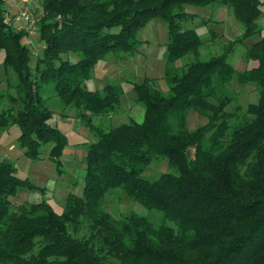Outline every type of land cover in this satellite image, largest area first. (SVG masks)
I'll return each instance as SVG.
<instances>
[{"label":"trees","instance_id":"obj_1","mask_svg":"<svg viewBox=\"0 0 264 264\" xmlns=\"http://www.w3.org/2000/svg\"><path fill=\"white\" fill-rule=\"evenodd\" d=\"M8 2L0 0V53L6 80L12 72L16 81L0 87V103H9L0 131L16 126V142L31 160L51 145L47 156L58 172L68 140L54 116L73 113L94 141L84 147L82 196L68 194L61 213L46 202L13 207L19 189L37 187L0 160V264H264V35L245 50L250 68L236 71L227 59L261 34L264 0H40L34 53ZM214 5L226 7L243 31L202 60L205 41L182 27L196 18L185 7ZM153 19L168 37L167 92L153 78L131 83L142 121L105 127L120 110L122 88L90 91L83 83L109 54L136 55L144 44L137 35ZM209 34L210 41L222 36ZM68 54L78 60L62 59ZM234 81L255 86L256 102L229 111ZM189 111L206 122L189 129ZM153 161L171 171L142 177ZM116 190L147 214L106 211V195Z\"/></svg>","mask_w":264,"mask_h":264},{"label":"rangeland","instance_id":"obj_2","mask_svg":"<svg viewBox=\"0 0 264 264\" xmlns=\"http://www.w3.org/2000/svg\"><path fill=\"white\" fill-rule=\"evenodd\" d=\"M8 1V4L11 5L9 10L13 15L17 12L20 5L28 9L33 17L36 16L39 11L40 0ZM185 11L196 15L194 20L184 22L182 27L184 29L193 28L199 34L200 38L205 41L200 55V59L202 60H207L214 54L220 53L221 47L228 41L241 37L243 27L233 18L226 7L221 5L204 8L187 6L185 7ZM7 17L9 19V16ZM209 20L219 22V24H213ZM257 23L261 29V34L245 40L242 45L234 46L231 51L232 53L227 58L228 62L232 64L236 71H243L254 65L252 62L246 61L245 50L264 35V16H261ZM210 29H214L222 36L214 41H210ZM137 39L144 43L140 55L136 58H132L133 56L126 54H121V56L109 54L97 63L91 71L90 78L83 83L84 87L90 91H101L106 84L121 86L122 104L120 110L117 114L112 115L110 120H103L106 125L105 127L117 126L122 123H127L130 120L136 122L142 121L143 110L136 103L135 95L131 90V83L140 82L141 80L139 78H141V76L153 78L155 83L157 82L159 86L164 85L166 88L163 77L165 59L161 49L163 44L167 41L165 25L158 19H153L138 33ZM28 45L31 47L32 53L35 52V48L39 49L41 46L36 43L34 34L29 37ZM118 57L124 58L118 59ZM62 59L75 62L78 60V57L68 54V56L63 55ZM191 59L190 56H187L177 62L176 66L179 67L189 62ZM2 61L3 54L0 53V87L4 90L8 87L7 83L14 84L16 78L14 74L10 72V80H6V73ZM30 65L34 67L35 56H32ZM228 89L235 98V101L228 107L229 111H232V107L236 106H240L244 109L249 103H254L257 100V91L253 85L248 84L246 86H239L237 82L234 81ZM161 92L166 93L167 90H162ZM9 94H15L13 88L9 89ZM8 106V101L4 100L0 103V111ZM52 122H57L56 126L67 135L69 143L61 159L63 164L62 171L59 172L55 164L48 159L47 156L51 145L42 146L40 158L31 160L23 155L22 149L16 142V138L19 135V130L16 126L8 130L0 131V160L13 163L17 169V176L28 179L37 187V189L34 190L19 189L16 196L10 198L13 207L22 204L46 202L51 205L57 213H61L68 194L82 196L83 157L85 148L77 144L80 142L85 144L93 142L94 137L89 133L85 125L81 124L79 120L74 117L73 113L63 119L54 116ZM187 122L188 128L193 130L197 126L204 124L206 118L198 116L193 111H189ZM169 171H171V169L166 161H153L143 172L142 177L148 180H154L160 173ZM104 208L112 215L119 217L131 212L140 215L147 214L146 210L140 204L130 200L118 190L108 192ZM151 216L158 219L156 215L151 214Z\"/></svg>","mask_w":264,"mask_h":264},{"label":"built area","instance_id":"obj_3","mask_svg":"<svg viewBox=\"0 0 264 264\" xmlns=\"http://www.w3.org/2000/svg\"><path fill=\"white\" fill-rule=\"evenodd\" d=\"M9 21L8 18L4 19V23ZM14 21L19 22L18 29H25L28 33L26 43L29 42V37L35 33V17L24 6L20 5L15 13Z\"/></svg>","mask_w":264,"mask_h":264},{"label":"crops","instance_id":"obj_4","mask_svg":"<svg viewBox=\"0 0 264 264\" xmlns=\"http://www.w3.org/2000/svg\"><path fill=\"white\" fill-rule=\"evenodd\" d=\"M166 28V27H165ZM167 41H168V37H167ZM167 41L163 44V47H161V49H162V53L164 54L165 53V45H166V43H167ZM144 45V44H143ZM143 47V46H142ZM142 47L140 48V50H139V52L135 55V57L133 56L132 58H136L138 55H140L141 54V49H142ZM145 76H141V78H139L140 80H142L143 78H144ZM139 80V81H140ZM166 84V83H165ZM156 85H157V87H158V89L160 90V91H162V90H167L166 88H167V85H166V88H165V86L163 85H161V86H159L158 85V83L156 82ZM162 87V88H161ZM57 125V122L55 123V126ZM66 135V134H65ZM66 137H67V135H66ZM67 140H68V138H67ZM84 144L85 143H83V142H80V143H78L77 145H79V146H81V147H83L84 148ZM68 145H69V143H68ZM67 145V146H68ZM22 153H23V155H24V150H22Z\"/></svg>","mask_w":264,"mask_h":264}]
</instances>
